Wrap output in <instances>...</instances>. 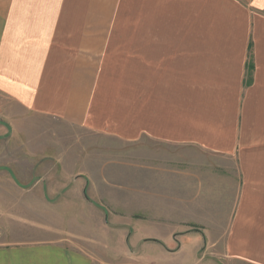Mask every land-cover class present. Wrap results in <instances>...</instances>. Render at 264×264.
I'll list each match as a JSON object with an SVG mask.
<instances>
[{
    "label": "crops",
    "instance_id": "obj_1",
    "mask_svg": "<svg viewBox=\"0 0 264 264\" xmlns=\"http://www.w3.org/2000/svg\"><path fill=\"white\" fill-rule=\"evenodd\" d=\"M17 107L152 156L142 248L221 235L226 263L264 264V0H0V114ZM0 264L108 263L48 242Z\"/></svg>",
    "mask_w": 264,
    "mask_h": 264
},
{
    "label": "rangeland",
    "instance_id": "obj_2",
    "mask_svg": "<svg viewBox=\"0 0 264 264\" xmlns=\"http://www.w3.org/2000/svg\"><path fill=\"white\" fill-rule=\"evenodd\" d=\"M15 109L13 119L0 114V247L58 242L97 263L228 264L221 235L200 250L196 237H189L178 256L161 251L164 245L153 240L139 245L143 237L154 236L149 229L137 232L138 217L146 212L142 208L153 203L148 195L154 187L144 179L156 174L150 154ZM227 166L236 173L233 162ZM215 206L223 214L231 203Z\"/></svg>",
    "mask_w": 264,
    "mask_h": 264
}]
</instances>
